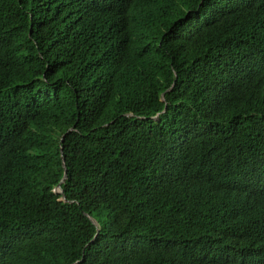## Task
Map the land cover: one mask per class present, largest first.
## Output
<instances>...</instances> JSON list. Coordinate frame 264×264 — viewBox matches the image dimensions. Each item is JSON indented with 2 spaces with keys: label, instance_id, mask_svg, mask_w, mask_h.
Instances as JSON below:
<instances>
[{
  "label": "trees",
  "instance_id": "16d2710c",
  "mask_svg": "<svg viewBox=\"0 0 264 264\" xmlns=\"http://www.w3.org/2000/svg\"><path fill=\"white\" fill-rule=\"evenodd\" d=\"M0 264H264V0H0Z\"/></svg>",
  "mask_w": 264,
  "mask_h": 264
},
{
  "label": "water",
  "instance_id": "95a60500",
  "mask_svg": "<svg viewBox=\"0 0 264 264\" xmlns=\"http://www.w3.org/2000/svg\"><path fill=\"white\" fill-rule=\"evenodd\" d=\"M155 118H157V117H155ZM69 130H71V128L69 129ZM68 130V131H69ZM63 137H64V134L61 136V138H60V141H62L63 140ZM60 152H61V161H62V167H63V171H64V173H63V176H62V178L60 179V181H59V183L56 185V187H55V192H57V193H61L62 194V198L63 199H66L65 198V195H64V193H63V188H62V186H61V183L62 182H64V180H65V178H66V170H67V168H66V165H65V162H64V157L62 156V148L60 147ZM87 216H88V218L92 221V223H94L95 225L97 224V222H96V220L94 219V217H92L90 214H88V213H85ZM76 262H78V261H76Z\"/></svg>",
  "mask_w": 264,
  "mask_h": 264
},
{
  "label": "clouds",
  "instance_id": "9594fccd",
  "mask_svg": "<svg viewBox=\"0 0 264 264\" xmlns=\"http://www.w3.org/2000/svg\"><path fill=\"white\" fill-rule=\"evenodd\" d=\"M55 191V190H54Z\"/></svg>",
  "mask_w": 264,
  "mask_h": 264
}]
</instances>
